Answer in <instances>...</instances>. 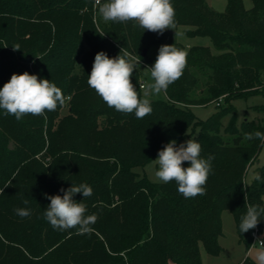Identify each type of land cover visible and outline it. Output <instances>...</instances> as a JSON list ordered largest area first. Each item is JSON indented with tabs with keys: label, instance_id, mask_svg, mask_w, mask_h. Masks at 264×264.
<instances>
[{
	"label": "trees",
	"instance_id": "1",
	"mask_svg": "<svg viewBox=\"0 0 264 264\" xmlns=\"http://www.w3.org/2000/svg\"><path fill=\"white\" fill-rule=\"evenodd\" d=\"M171 2L176 31L211 44H166L187 52L183 75L166 99L150 102V115L137 119L108 107L88 86V75L98 52L114 58L125 48L141 57L132 82L143 98V70L155 63L165 32L105 22L94 0H0V88L27 71L55 83L66 98L46 119L17 121L0 110V264H203L201 247L212 256L223 251L226 211L249 251V231L241 233L239 224L247 205L264 207V166L255 172L261 180L248 185L245 178L264 142L245 134L264 127L259 118L238 127L232 102L264 96V0H252L249 9L243 0H228L223 12L206 0ZM209 103L218 113L198 120L191 107ZM258 108L264 105L251 107ZM226 114L234 117L223 130ZM189 137L200 143L202 158L214 156L206 194L185 199L174 181L152 183L135 171L168 142L178 146ZM81 183L92 195L73 199L86 204L85 215L97 216L92 232L54 229L44 218L45 194L63 196L61 188ZM16 208L31 215L21 218Z\"/></svg>",
	"mask_w": 264,
	"mask_h": 264
},
{
	"label": "clouds",
	"instance_id": "2",
	"mask_svg": "<svg viewBox=\"0 0 264 264\" xmlns=\"http://www.w3.org/2000/svg\"><path fill=\"white\" fill-rule=\"evenodd\" d=\"M96 3L99 5L97 11L105 22L132 21L144 30L159 34L175 28V9L171 0H96ZM13 49L19 50V45ZM186 58L187 52L175 44L160 46L155 63L144 69L150 74L152 83L147 85L144 98H141L132 82L134 72L140 68L141 57L129 53L125 48L114 58L100 51L95 55L87 84L108 107L124 114L134 113L137 119H143L152 112L147 97L166 92L171 84L180 79L186 67ZM65 104L66 98L61 88L27 71L12 74L10 80L0 88V110L5 115L14 116L17 121L26 115L44 116L46 119V112L55 111L58 106ZM245 138L264 142V133H246ZM200 154L201 145L196 140L189 139L178 146L175 140L168 142L158 152L157 159L152 160L156 166L155 181L165 184L174 181L178 193L185 199L206 194L214 156L209 155L205 159ZM185 162H188V167L183 166ZM254 179L259 181L261 177L257 174ZM0 191L3 192V189ZM60 191L64 193L63 196L45 194L50 204L44 211V218L54 229L64 231L75 228L78 234L91 233V225L96 222L97 216L85 215L86 204L76 202L73 197L78 193H82L84 198L89 197L92 188L87 183H81L66 190L61 188ZM23 203L27 205L29 201L25 199ZM14 212L21 218L31 215L28 208H16ZM262 214L264 207L247 205L246 214L241 217L239 224L240 232L246 233L256 228ZM257 243L260 244V250L256 254V261L257 264H264V241Z\"/></svg>",
	"mask_w": 264,
	"mask_h": 264
},
{
	"label": "rangeland",
	"instance_id": "3",
	"mask_svg": "<svg viewBox=\"0 0 264 264\" xmlns=\"http://www.w3.org/2000/svg\"><path fill=\"white\" fill-rule=\"evenodd\" d=\"M206 1L211 8H213L215 11L218 12L225 11L228 3V0H206ZM243 2H244V6L247 9L252 7V0H243ZM184 30H185L184 28H179L177 31L176 28L165 30V38L162 42V45H166L167 43H172L175 40L181 42L186 47L197 44L199 45L211 44L208 38H204V37L189 38L185 34ZM175 33H177L178 35L175 36ZM143 71L145 77L142 83L145 85L146 88L148 84L152 83V81L150 78V74H147L145 70ZM145 88L144 89L141 88V91L143 93V98H144ZM147 99H149V101L151 102L156 99H166V96L165 93L162 92L159 95H149ZM232 104L236 109L235 117H236V125L238 127H241L246 119L251 120L254 115L253 113L258 115L259 117L258 120L259 122L262 123L264 127V109L258 108L254 112L251 109V107L255 105H260V107L264 105V96H255L249 99H237L234 100ZM191 110L200 121H207L211 116L218 113V108L216 103H209L206 105H195L191 107ZM66 113L67 110H63L62 115H65ZM233 117H234L233 114H226L223 117L222 120L223 130H225L230 125V123L233 120ZM189 139H193V138L189 137L187 140ZM262 166H264V144L262 146L257 161L251 166L245 178L246 184L250 185L252 183L255 177V172L257 171L258 168ZM155 168L156 166L153 165V162L151 161L146 166L135 169V171L142 176L143 175L146 176V178L152 183H162V182H156L154 179ZM222 222H223V237L220 239V244L223 248V251L218 256H212L209 255L204 250L203 247H201V256H202L203 264H239L243 262L246 258H249L250 260L257 263L256 254L260 250V247L259 246L253 247L251 243L250 249L249 251H247L244 245L239 244L234 219L230 212L226 211L223 213ZM262 239L264 240V233L262 235Z\"/></svg>",
	"mask_w": 264,
	"mask_h": 264
},
{
	"label": "built area",
	"instance_id": "4",
	"mask_svg": "<svg viewBox=\"0 0 264 264\" xmlns=\"http://www.w3.org/2000/svg\"><path fill=\"white\" fill-rule=\"evenodd\" d=\"M94 7L95 8H98L99 5L96 3V0H94ZM142 89L145 88V85L143 83H141V86H140ZM264 233V229H260L259 226H257L256 228L252 229V230H249V234H250V238H251V242H252V245L253 247L254 246H259L260 247V244L257 243L258 241H264L262 239V235Z\"/></svg>",
	"mask_w": 264,
	"mask_h": 264
},
{
	"label": "water",
	"instance_id": "5",
	"mask_svg": "<svg viewBox=\"0 0 264 264\" xmlns=\"http://www.w3.org/2000/svg\"><path fill=\"white\" fill-rule=\"evenodd\" d=\"M147 52H148L147 49H144L143 52H142V54H141V56L142 57H145L147 55Z\"/></svg>",
	"mask_w": 264,
	"mask_h": 264
},
{
	"label": "crops",
	"instance_id": "6",
	"mask_svg": "<svg viewBox=\"0 0 264 264\" xmlns=\"http://www.w3.org/2000/svg\"><path fill=\"white\" fill-rule=\"evenodd\" d=\"M253 114H254V115H253L252 119H258V118H259L257 114H255V113H253ZM241 263H242V262H241ZM241 263H239V264H241Z\"/></svg>",
	"mask_w": 264,
	"mask_h": 264
}]
</instances>
